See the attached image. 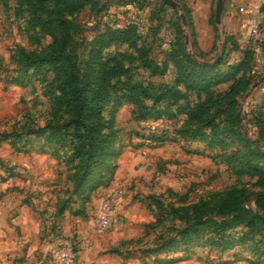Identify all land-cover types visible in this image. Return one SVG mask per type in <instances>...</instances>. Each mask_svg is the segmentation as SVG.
Segmentation results:
<instances>
[{"label":"rangeland","instance_id":"1","mask_svg":"<svg viewBox=\"0 0 264 264\" xmlns=\"http://www.w3.org/2000/svg\"><path fill=\"white\" fill-rule=\"evenodd\" d=\"M165 1L92 0L75 8L76 4L68 5L64 0H32L31 9L36 15L32 19L26 0H0V134L5 131L12 135L0 141V182L8 176L23 182L22 188L27 189L24 199L37 205L40 215L47 218L50 211L55 215L57 207L63 202L76 208L79 205V195L83 193L73 190L74 179L80 172L74 166L77 160L70 159L68 138L58 141L46 138L49 133V128L45 127L47 123H60L68 117L66 100L56 86L58 76L50 65L42 61V56L54 45L53 36L49 32V29L56 28L52 15H67L75 22L74 28L69 30L71 38L57 43L59 49L74 61L79 74L83 72L91 39L94 34L106 29V26L131 21L143 34L144 40L142 36L140 40L147 43L149 54L151 47V55L160 59L161 46L166 44V38L171 37L174 31L169 19L180 24L184 35L187 34L189 38L187 46L191 48L190 40H196L199 35L197 29L202 25V13L206 8L210 13L208 22L213 26L215 47L204 55L206 59H198L201 62L216 60L222 54L221 51L218 57L215 56L225 31L221 23L224 0L221 2L218 22L215 15L219 0H175L180 8ZM246 2L242 0V4L234 3L232 8L242 11L239 7L245 6ZM154 11H157L161 21L155 17ZM181 11L184 15L185 12L187 14L185 25L179 15ZM47 19L49 29L42 25ZM260 23L263 34L264 23ZM157 24L159 31L153 34ZM246 39L251 40L248 33ZM105 53H119L121 62L127 67L118 76L120 79L148 83L160 79L159 75L153 76L150 73V68L141 65L137 52L125 43L111 44L105 49ZM261 53L260 50L259 54ZM171 76L169 72L165 78ZM256 79L261 80L258 81L259 86L252 88L246 98L240 99L239 109L240 130L250 138L257 139L255 143L244 147L233 134L223 135L221 144L189 138L169 141L170 153L162 151L164 156L151 155L150 163L146 167H140L143 172L136 174L137 181H132L131 186L126 187L128 193L123 202L126 210L115 212V205L111 212V224L106 229L122 220H126L129 228L134 227L135 222L150 219V222L138 227V237L118 244L127 248V255L134 256L135 264H264V255L259 254L258 248L264 246V227L261 230L258 226L249 228L243 223L224 228L219 226V231L226 235L230 233L232 239L231 244L222 247L213 241L219 228L216 227L218 224L211 223V218L215 217L221 224L223 219H229L230 214L218 213L213 216V210H206L231 190H235L236 200H240L241 204L257 207L251 193L264 190V186L258 183V180H262L264 184V173L258 179L256 173L242 166L250 162L262 167V170L264 168V141L259 140L257 129L252 124V110L263 100L264 78ZM102 85L97 83L93 86L94 95L108 90L112 97V85ZM105 102L101 113L108 118L112 116L115 104L111 99ZM138 107L140 104L125 102L114 114V150L120 149L121 152L124 145L139 143L150 147V141L136 135L137 132L147 135L150 127H173L168 118L140 121L133 119L131 109L139 111ZM120 152L110 160L116 162ZM98 174L104 180L108 171ZM169 189L185 195L179 198ZM105 192L96 195L93 202L99 203ZM149 194L154 198L149 197ZM154 200L167 209L171 206L183 208H178L180 210L177 209L176 214L169 213L156 222L157 216L148 206L150 203L154 205ZM90 201L91 198L87 203ZM193 207L201 210L194 211ZM184 209L189 213L190 223H194L196 219L205 223L198 226L201 229L198 233L191 232L192 239L180 243L177 231L185 225L184 217H181V213H185ZM248 234L252 235L249 241L245 239ZM168 237L174 238L171 245L164 242ZM257 239L261 241L260 246L256 245Z\"/></svg>","mask_w":264,"mask_h":264},{"label":"trees","instance_id":"2","mask_svg":"<svg viewBox=\"0 0 264 264\" xmlns=\"http://www.w3.org/2000/svg\"><path fill=\"white\" fill-rule=\"evenodd\" d=\"M91 1L64 0L68 5L76 4L75 8ZM26 4L30 17L35 18L34 10L31 9L32 0H26ZM259 9L264 12V1ZM56 11L59 12L60 10ZM153 13L157 19H160L157 11ZM52 16H54L52 19L56 25L55 29L48 28V19L42 23L49 29L54 42L52 48L42 56V61L50 65L58 76L56 86L66 100L68 117L60 123H47L45 127L49 128V133L46 138L55 141L68 138L70 159L77 160L74 166L80 172L78 177L74 179L73 190L83 192L79 195V205L76 208L67 202H63L57 207L56 214H61L66 209L75 214L80 213L84 210L92 192L98 186L106 185L112 180L117 164L110 159L120 152V149H113L112 133L116 128L114 114L125 102L140 104L139 111L131 109V116L137 121L148 118H168L172 121L173 127L171 126L170 129L167 127L161 129L150 127L147 135L137 132L136 135L144 139L147 138L152 146L162 144L165 141H178L180 138L200 139L210 144H221L222 136L225 134L235 135L244 147H250L252 143L257 141V139L250 138L240 130L239 109L240 99L248 87L257 77L264 78V75L258 73L254 68L258 53L260 50L262 53L264 51V38L259 48L248 44L242 49V56L239 60L228 63L226 60L227 52L225 51L227 41L231 42L230 48L239 47L231 35L224 34L222 54L212 62H201L199 59H206L204 57L205 52L197 48L193 39L190 40L191 48H188L184 42V33L180 24L170 18L174 31L170 40L166 42V47L161 50V58L158 59L151 55V47L149 54L147 43L141 42L140 38L144 36L136 25L127 21L122 25L106 26V29L94 34L84 60L83 72L79 74L76 71L74 61L67 53L59 49L57 43L66 42L71 38L69 30L74 28L75 22L67 15L54 14ZM153 16L151 15V17ZM185 18L187 19L186 12ZM158 27V24L154 26L153 34L159 31ZM120 42L134 49L139 56L141 65L150 68V73L153 76L159 75V81L152 80L148 83L139 80L120 79L118 76L127 70V67L121 62L119 53H105L108 46ZM169 72L172 76L167 79L165 76ZM261 80L259 81L261 82ZM96 82L99 85L103 84L102 86L105 84L112 85L114 95L111 97V92L108 90L94 95L93 86L97 84ZM223 82H229V85L221 90L218 84ZM262 98V102L255 105L252 110V124L257 129L259 140L264 141V94ZM110 99L114 101L115 107L111 112L112 116L105 118L101 110L106 103L105 101ZM220 114L221 117L218 116ZM11 136L10 133L2 131L0 141ZM242 166L243 168L246 166L247 170L256 173L258 179L264 173V168L262 170V167L250 162ZM106 171H108V176L102 180L101 173H98ZM258 183L264 186L262 180H258ZM169 190L179 198L185 195ZM251 194L254 195L253 200L257 207L253 208L241 204L240 200H236L235 190H231L210 209H206L213 210L215 212L213 216L218 213L230 214L229 219H223L221 224L215 217L211 216V223L218 224L216 227L219 228L213 238L215 243L222 245V247L232 243L230 233L227 235L222 233L219 231V226L224 228L228 225L243 223L249 228L258 226L261 230L264 227V190H256ZM148 196L154 198L150 194ZM154 201L156 202L154 205L150 203L148 206L156 214V222H159L163 216H167L169 213L176 214L178 208H183V206H171L167 209L162 203ZM184 210L185 213H181V217H184L185 225L177 231L179 234L177 238L180 243L192 239L191 232L198 233L201 230L198 226L205 223V221L201 222L200 219L190 223L189 213L186 212L187 209ZM193 210L198 212L201 209L193 207ZM251 237V234L245 235V239L248 241ZM173 240L174 238L168 237L164 242L171 245ZM260 243V239H257L256 245L260 246ZM258 248L260 249L259 254L264 255V246ZM114 250L118 249L114 248Z\"/></svg>","mask_w":264,"mask_h":264},{"label":"crops","instance_id":"3","mask_svg":"<svg viewBox=\"0 0 264 264\" xmlns=\"http://www.w3.org/2000/svg\"><path fill=\"white\" fill-rule=\"evenodd\" d=\"M237 1L241 3L242 0H224L221 10V23L225 30L223 35H231L239 47L230 48L231 42L227 41L225 51L228 63L239 60L242 56V49L248 44L259 48L264 38L263 33L261 40L256 42L246 39L251 25L256 22L260 23V21L264 23V12L259 9L264 0H246L245 6L240 5L243 7L242 11L232 8L234 3H238ZM204 11L202 25L197 29L199 35L195 42L197 48L204 51V55H206L213 49L214 32L213 26L208 22L209 9L206 8ZM222 45L223 40L217 48L218 53L215 56L218 57L222 51ZM165 47L166 44L161 46V48ZM254 68L258 73L264 75V54L258 53ZM258 81L256 79L248 87L243 94L244 98L248 93L250 94L249 91L252 88L259 86L260 82ZM228 85L229 82H223L218 84V87L222 90ZM168 142L150 147L143 143L124 145L116 160L118 165L112 180L106 185L98 186L91 194L90 203H87L84 210L77 214L72 213L69 209L55 215L53 211H50L46 218L44 215H40L37 205L24 199L27 189L22 188L23 182L13 176H8L6 180L1 181L0 264H55L51 259V250L57 243L71 244L76 250L78 262L81 264H135L134 256L125 255L127 248L118 246V244L138 237L140 233L138 227L150 222V219L135 222L136 228H134L135 226L128 228L126 220H122L115 223L110 229H100L96 225L99 203L93 202V200L101 192L116 188L119 190L120 197L115 206L117 208L115 212H124L126 209L123 202L128 193L126 187L131 186L132 181H137L136 174L143 172L140 167H146L150 163L151 155L161 154L164 156L162 151L170 153ZM143 174L145 175V173ZM114 248L118 250H114ZM166 263L162 262V264Z\"/></svg>","mask_w":264,"mask_h":264},{"label":"built area","instance_id":"4","mask_svg":"<svg viewBox=\"0 0 264 264\" xmlns=\"http://www.w3.org/2000/svg\"><path fill=\"white\" fill-rule=\"evenodd\" d=\"M243 10V7H239ZM248 34L251 40L256 42L261 40L260 23L256 22L250 26ZM170 37L166 38V42ZM119 190L114 188L106 191L100 198L96 213V225L100 229H106L111 224V212L119 201ZM51 259L55 264H81L77 259V252L71 244L57 243L51 250Z\"/></svg>","mask_w":264,"mask_h":264},{"label":"water","instance_id":"5","mask_svg":"<svg viewBox=\"0 0 264 264\" xmlns=\"http://www.w3.org/2000/svg\"><path fill=\"white\" fill-rule=\"evenodd\" d=\"M167 1H169L171 4L175 5L176 7L180 8V6H179V4H178L177 1H175V0H167ZM221 2H222V0H219L218 7L216 9V15H215L216 16V22L219 21V11H220V7H221ZM179 15H180L182 24L185 25L186 24V19H185L184 13L181 11L179 13ZM184 42L186 44L188 43V36H187V34L184 35ZM204 62H208V61H204Z\"/></svg>","mask_w":264,"mask_h":264}]
</instances>
